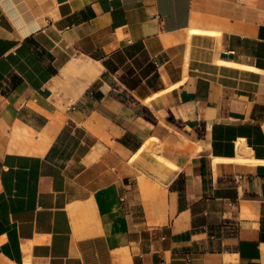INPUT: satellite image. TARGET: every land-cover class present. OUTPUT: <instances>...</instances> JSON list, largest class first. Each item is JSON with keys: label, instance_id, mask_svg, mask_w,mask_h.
<instances>
[{"label": "crops", "instance_id": "obj_1", "mask_svg": "<svg viewBox=\"0 0 264 264\" xmlns=\"http://www.w3.org/2000/svg\"><path fill=\"white\" fill-rule=\"evenodd\" d=\"M0 264H264V0H0Z\"/></svg>", "mask_w": 264, "mask_h": 264}, {"label": "bare ground", "instance_id": "obj_2", "mask_svg": "<svg viewBox=\"0 0 264 264\" xmlns=\"http://www.w3.org/2000/svg\"><path fill=\"white\" fill-rule=\"evenodd\" d=\"M197 31V30H196ZM198 32V31H197ZM191 33V32H190ZM201 33V32H200ZM207 33V32H206ZM226 62V61H225ZM224 63V62H223ZM224 65V64H223ZM230 65V64H229ZM247 69V68H246ZM262 73V72H261ZM88 74V73H87ZM197 151H199V150H197ZM218 159V158H217ZM219 160V159H218ZM169 167L170 168H174L173 166H171V165H169ZM173 173H171V175H172Z\"/></svg>", "mask_w": 264, "mask_h": 264}, {"label": "rangeland", "instance_id": "obj_3", "mask_svg": "<svg viewBox=\"0 0 264 264\" xmlns=\"http://www.w3.org/2000/svg\"><path fill=\"white\" fill-rule=\"evenodd\" d=\"M162 169H166V168H162Z\"/></svg>", "mask_w": 264, "mask_h": 264}]
</instances>
